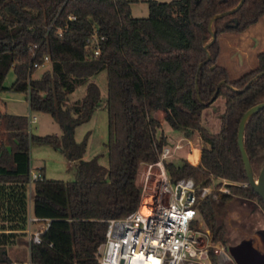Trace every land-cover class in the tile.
<instances>
[{
    "label": "trees",
    "instance_id": "1",
    "mask_svg": "<svg viewBox=\"0 0 264 264\" xmlns=\"http://www.w3.org/2000/svg\"><path fill=\"white\" fill-rule=\"evenodd\" d=\"M240 1L149 0V16L136 18L131 0H0V92L25 93L31 110L51 114L65 131L61 137L33 135L28 116L9 114L0 106V207L5 206L8 223L0 226V264L14 263L8 244L26 227L32 143L62 147L78 160L73 180L47 179L41 169L42 179L33 184L32 213L51 219V224L42 243L31 245L32 260L98 264L107 220L138 209L139 168L156 161L157 150L168 143L155 116L158 110L165 112L164 120L173 130L188 137L198 132L208 144L197 165L186 158L178 164L166 163L172 181L191 177L202 185L214 179L237 183L228 184L231 193L223 194L222 205L208 198L200 206L215 242L226 244V227L219 219L230 202L250 199L264 208L255 190L243 186L249 179L238 143L246 112L264 103V51L258 54V65L237 78L219 63L220 36L242 33L257 23L264 15V0H244L236 12L217 18L216 40L206 48L211 40L210 20ZM71 15L76 18L69 19ZM95 29L104 37L97 57L89 47ZM44 55H49L51 66L33 79L37 69L31 65ZM104 65L107 166L99 156L84 160L87 138L80 143L74 139L75 127L88 121L98 107L99 86L88 83L81 100L67 103L69 92ZM11 69L16 78L6 87ZM222 81L226 84L220 85ZM219 96L225 98V111L220 130L213 133L203 125L202 113ZM243 141L257 178L264 165V106L247 120ZM211 260L218 264L214 253Z\"/></svg>",
    "mask_w": 264,
    "mask_h": 264
},
{
    "label": "built area",
    "instance_id": "2",
    "mask_svg": "<svg viewBox=\"0 0 264 264\" xmlns=\"http://www.w3.org/2000/svg\"><path fill=\"white\" fill-rule=\"evenodd\" d=\"M75 18L69 16V19ZM63 31L60 28L59 35ZM102 40L104 37H100L95 29L89 39L93 57L100 54ZM34 48H38V45H34ZM50 63L49 55H44L40 60L33 61L31 67L39 69ZM195 148L193 136L183 135L168 140L165 146L157 150L156 161L141 164L146 166L141 185V203L128 216L107 220L105 241L98 252V264H213L211 253L225 256L228 264H236L228 249L214 241L213 232L200 211L204 200H218L227 192L226 188L217 186L215 180L208 185L198 184L191 177L174 182L167 169L166 163L170 158L183 150L192 153ZM42 177L40 171L30 169L29 185ZM243 186H248V183ZM143 204L148 209L146 214L141 210ZM28 223L25 233L30 249L32 244L42 243L51 219L33 215L29 216ZM33 224L36 225L34 229ZM13 264L37 263L32 260L30 252L28 260L21 263L14 261Z\"/></svg>",
    "mask_w": 264,
    "mask_h": 264
},
{
    "label": "rangeland",
    "instance_id": "3",
    "mask_svg": "<svg viewBox=\"0 0 264 264\" xmlns=\"http://www.w3.org/2000/svg\"><path fill=\"white\" fill-rule=\"evenodd\" d=\"M131 14L133 17L142 18L149 16V0H131ZM156 1H172V0H156ZM264 22V17L259 21ZM230 36L237 34L234 32L227 33ZM227 34L222 35V41L227 38ZM255 52L264 50L263 44H256L253 47ZM219 63L229 68L232 77H239L244 71L257 66L258 61L256 55L240 64H230L226 61L224 55L220 56ZM50 64L40 67L32 75L33 79H39L42 74L50 68ZM248 66V67H247ZM247 67V68H246ZM15 72L13 69L9 71L5 79V86L11 87L15 81ZM90 82H95L101 91L99 104L92 117L79 125L74 129V139L80 143L87 138L86 151L83 155L84 160H90L96 156H99V161L102 165H108V153L106 144L108 142V112H107V97H108V82H107V67L104 65L93 76L85 77L82 83L74 90L69 92L68 104L81 100L86 95L87 85ZM0 106L2 110L9 114L22 115L29 117V130L36 136L56 135L61 137L64 134V128L51 114L44 112H36L30 109L27 95L21 92H15L11 90H4L0 92ZM225 111V98L219 96L210 106L206 107L202 113V123L211 132L216 133L221 128V118ZM163 111L161 110V114ZM161 131H165L169 137L177 134V139L180 134L173 130L167 123L162 127ZM184 135V134H183ZM196 144L195 151L190 153L187 150L179 152L175 157L170 158L169 161L180 163L182 158H186L190 161H196L200 152L208 144L202 139L200 134L196 132L193 136ZM169 138L168 140H170ZM78 160L72 159L69 154L62 147H55L50 144H38L32 143L30 146V168L31 170L38 172L42 169L47 179L71 181L75 178L76 164ZM146 166H140L138 185L141 188L143 172ZM217 186L226 188L227 194L231 193V189L228 184H237L225 179H214ZM213 182V181H212ZM227 182V183H224ZM227 184V185H225ZM33 185H28L26 190L27 196V223L25 230L28 228L29 216H33L32 213V196ZM217 204L222 205L224 203L223 196L218 200H214ZM5 206L0 207V226L8 225L6 220ZM10 218V217H8ZM219 222H222L226 227V244L229 247L238 244L245 237L251 238L255 236L258 230L264 229V208L254 200L239 199L236 198L230 202L224 213L220 216ZM35 224L32 228H35ZM209 226V225H208ZM212 231L211 227L209 226ZM213 232V231H212ZM27 234L18 233L13 241L8 244V252L10 257L14 261L23 262L30 257V249L28 244ZM225 246L222 242H219ZM218 264H228L225 256H218Z\"/></svg>",
    "mask_w": 264,
    "mask_h": 264
},
{
    "label": "water",
    "instance_id": "4",
    "mask_svg": "<svg viewBox=\"0 0 264 264\" xmlns=\"http://www.w3.org/2000/svg\"><path fill=\"white\" fill-rule=\"evenodd\" d=\"M243 1L244 0H241L240 3L235 8H233L232 10L227 11V12H223V13H219V14L215 15L210 20L209 31L211 33V40L206 45L207 49L211 45H213L215 40H216V35H215L214 30H213L214 21L219 17H223L227 14L236 12L240 8V6L242 5ZM210 58H211V55L208 54V60ZM204 64H205V62H202L200 66H203ZM259 76H260V74L257 75L256 77H254L248 83V86L251 85L255 80H257ZM225 84H226V82L222 81L220 85H225ZM235 90H237V89H235ZM215 97H216V94H215L214 98ZM263 106H264V103L256 105V106L250 108L246 112L245 116L243 117V119L240 123L238 143H239V147H240V150L242 153V158H243V161L245 164V168H246V171L248 173V179H249L248 185H250L255 190V192L264 201V165H263L258 177L256 178L252 172L250 160H249L247 151H246L245 146H244V141H243L244 129H245V125H246L247 120L249 119V117L253 113L258 111ZM228 252L232 256V258L234 259L236 264H264V229L258 230L256 232L255 236H253L251 238H245V239L241 240L238 244L228 247Z\"/></svg>",
    "mask_w": 264,
    "mask_h": 264
},
{
    "label": "crops",
    "instance_id": "5",
    "mask_svg": "<svg viewBox=\"0 0 264 264\" xmlns=\"http://www.w3.org/2000/svg\"><path fill=\"white\" fill-rule=\"evenodd\" d=\"M262 17H264V15ZM260 19H259V21H260ZM259 21L255 24L251 25L250 27H248L242 33H236L237 36L236 35L230 36L229 34L226 33L228 36L224 41L221 40L222 35L220 36L221 55L225 56L227 62H229L230 64H236V63L240 64V60H241V62L245 64L246 61L252 57L253 54H254V56L256 55L257 61H258V54L264 51V50H262L259 52L258 51L255 52L256 50L253 49V47L256 46V44H261V43L263 44V42H264V22L260 23ZM221 65H223V64H221ZM223 66H225V65H223ZM228 70H229V68H228ZM248 70H250V69H248ZM248 70H246V71H248ZM246 71H244V72H246ZM155 116L158 118V120H160V122L162 123V127H163L166 124V122L164 120L165 112L163 111V113L161 114V110H158L155 112ZM163 132H164L165 136L167 137V139H169V138L177 139V137H178V136H176L177 134H175L173 136L174 138H172V137H169V135L166 134L165 131H163ZM177 133L180 134L179 137L183 136V133H181V132H177ZM200 157H201V152H200L196 161H190V160L189 161L192 164L197 165L200 161ZM24 231H26V230H24Z\"/></svg>",
    "mask_w": 264,
    "mask_h": 264
},
{
    "label": "bare ground",
    "instance_id": "6",
    "mask_svg": "<svg viewBox=\"0 0 264 264\" xmlns=\"http://www.w3.org/2000/svg\"><path fill=\"white\" fill-rule=\"evenodd\" d=\"M141 210H142V212H143L144 214H146V213L148 212V209H147V207L145 206V204L142 205Z\"/></svg>",
    "mask_w": 264,
    "mask_h": 264
},
{
    "label": "flooded vegetation",
    "instance_id": "7",
    "mask_svg": "<svg viewBox=\"0 0 264 264\" xmlns=\"http://www.w3.org/2000/svg\"><path fill=\"white\" fill-rule=\"evenodd\" d=\"M245 238H247V237H245ZM245 238H244V239H245ZM249 238H250V237H249Z\"/></svg>",
    "mask_w": 264,
    "mask_h": 264
}]
</instances>
